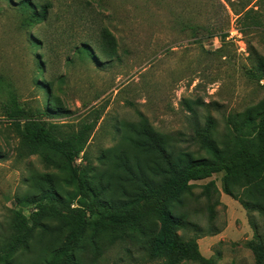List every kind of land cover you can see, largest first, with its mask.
<instances>
[{
    "label": "rangeland",
    "instance_id": "obj_1",
    "mask_svg": "<svg viewBox=\"0 0 264 264\" xmlns=\"http://www.w3.org/2000/svg\"><path fill=\"white\" fill-rule=\"evenodd\" d=\"M22 1L0 0V219L18 209L30 214L34 205L22 201L45 175L76 190L61 158L29 151L3 116L11 91L32 117L56 125L60 137L92 125L77 159L89 175L120 145L125 124L145 118L179 147L198 152L195 131L207 116L223 132L230 115L264 100V80L250 72L264 58V0H232L234 8L226 0H31L48 10L30 22L33 10L23 11ZM248 1L254 12L237 15ZM196 25L202 34L195 35ZM216 29L227 37H208ZM103 30L115 39L114 57L103 54ZM222 177L194 182L183 208L191 224L178 234L196 239L214 264H255L248 243H264V218L225 194ZM212 180L220 192L211 188L209 199L204 185ZM108 237L109 247L96 257L87 250L78 264H168L148 256L147 235Z\"/></svg>",
    "mask_w": 264,
    "mask_h": 264
},
{
    "label": "trees",
    "instance_id": "obj_2",
    "mask_svg": "<svg viewBox=\"0 0 264 264\" xmlns=\"http://www.w3.org/2000/svg\"><path fill=\"white\" fill-rule=\"evenodd\" d=\"M226 1L235 7V1ZM20 5L25 12L33 10L28 22L47 14V6L31 0ZM250 6L248 1L241 6L242 12H235L249 17L255 10ZM193 30L195 35L204 32L200 25ZM103 37V54L114 57V37L106 30ZM208 37L227 35L216 29L210 30ZM81 48L90 47L84 44ZM250 72L258 81L264 80V58ZM1 108L29 151L43 152L47 161L52 160L48 153L61 158L60 164L76 190L52 175L31 185L22 204H32L34 210L30 214L13 210L0 219V264H78L87 250L96 257L109 247L113 240L108 233L115 231L147 235L151 259H164L168 264L183 260L214 264L202 255L196 239L184 240L178 231L191 224L190 213L183 208L193 195L194 182L215 174H223L225 194L264 218V100L230 115L223 132L217 129L214 118L207 116L205 125L195 131L198 152L179 147L145 118L125 124L120 145L101 156L104 167L92 175L77 163L92 125L60 137L56 125L32 117L12 91ZM204 188L209 199L211 188L220 192L214 180ZM248 247L255 255V264H264V243L252 240Z\"/></svg>",
    "mask_w": 264,
    "mask_h": 264
}]
</instances>
